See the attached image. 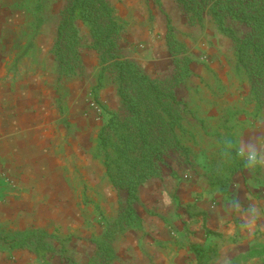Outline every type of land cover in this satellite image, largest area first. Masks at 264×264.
Returning a JSON list of instances; mask_svg holds the SVG:
<instances>
[{"label": "rangeland", "instance_id": "obj_1", "mask_svg": "<svg viewBox=\"0 0 264 264\" xmlns=\"http://www.w3.org/2000/svg\"><path fill=\"white\" fill-rule=\"evenodd\" d=\"M21 1L27 5L29 11L28 29L31 42H41L42 45L44 42H52L48 52H45V47H38L36 65L38 70L51 71L55 76L54 120L63 127L66 134H69L70 139L74 136L80 137L79 146L76 142L70 143L66 152L61 153L71 159L69 162L74 168L73 182L79 181L86 186L84 196L81 198L83 201L81 203L85 206L83 213L86 218L78 231L69 229L66 232L58 227L53 228L49 222L39 225L19 221L0 224V234H7L8 237H19L32 230L45 231L46 235L42 236L43 242L48 244L55 254L45 263L29 248H14L0 240V249L8 253L5 258L0 259V264H14V261L19 259L29 260L31 256L32 264H85L95 253L94 242L104 241L105 233H112L110 243L112 260L108 264H125L126 250L131 249L130 245L126 244L129 239L127 237H136L140 234L144 239L147 235L142 216L145 215L156 221L167 218L157 211H146L139 200L143 186L149 182H157L163 187L174 185L176 187L180 183L194 179L200 184L205 182L209 188L213 186L228 188L235 173L245 167L240 159L226 160L224 156L220 157V154L217 157L214 154L203 153L209 151L212 145L206 142V136L210 135L209 133L213 135L212 131L217 133L218 153L225 151L224 140L230 139L233 126L238 130L239 124L244 122L240 119L241 114L231 109L233 103L236 102L234 105L238 107L239 101L244 107L250 105L252 109L260 112V118H264V111H262L264 98L262 105L257 106L258 101L251 94L249 79L236 69L234 41L217 29L206 12H203L201 21H191L189 14L187 15L175 0H159V3L155 0H106L112 7L114 18L122 26L116 39L118 55L120 58L135 62L150 78L174 79L175 93L186 106L187 123L185 126L187 132L180 139L187 149V154L180 150L170 152L165 157L158 175L148 178L139 186L136 193L137 201L133 206L134 219L128 224L123 221L115 224L114 221L118 220L120 213L126 207V194L123 191L117 192L106 177L101 160L93 156L98 141V131L106 119L103 106L113 110L119 108L115 83L109 78L110 74L105 72L100 86L96 87L95 94L93 93L92 89L97 84V74L100 69L99 57L98 52L91 47L88 27L79 20L76 22L79 36L76 46L79 54V68H76L72 74L60 75L57 59L53 54V43L61 11L68 4V0H13V7L20 6ZM2 17L6 18L5 15ZM244 30V25L236 29L240 36ZM35 50L34 45L27 47L28 52L35 53ZM220 57L224 61L223 64L219 61ZM218 64L223 65L225 69L223 79L218 77V70L221 69ZM198 84H203V87L210 90L213 89V94L209 96L214 99L212 101L223 105L220 114L217 112L207 114L201 108L195 107L197 99L210 102L206 95L197 93L190 95L192 91H196L194 88ZM244 87L248 88L246 97L232 103L233 97H236L237 93L241 94ZM213 120L220 122L218 127L214 128L211 125ZM190 131L198 132L202 136H199L198 140L195 135L193 139H190ZM202 149L204 151L200 152ZM78 156H85L84 164ZM256 170L252 171L253 175L257 172ZM259 172L260 170L257 173ZM0 185L5 184L1 182ZM111 192L116 195V200L111 201L114 196L111 197ZM172 197L173 205L175 209H178L181 206L179 201L176 203L178 197L175 194ZM212 205L214 206L215 202ZM186 209L188 210L187 207ZM145 211L153 214L148 215ZM94 214H96L95 220ZM170 229H173L172 225ZM250 240H244L245 248L240 258L229 264H241L239 262L264 264V248L257 249L258 242ZM219 249L220 247H216L210 254L208 250H202L203 254L199 251L194 252L197 260L195 264H208L209 259L213 263L218 257L216 252H212ZM15 250L22 251L24 255L20 257L17 255L14 258ZM98 261L100 262L99 259Z\"/></svg>", "mask_w": 264, "mask_h": 264}, {"label": "crops", "instance_id": "obj_2", "mask_svg": "<svg viewBox=\"0 0 264 264\" xmlns=\"http://www.w3.org/2000/svg\"><path fill=\"white\" fill-rule=\"evenodd\" d=\"M28 12L23 1L20 6L13 7V0H0V183L5 184L0 185V224L49 222L53 228L64 232L78 231L86 218L85 206L81 203L86 186L79 181L73 182L71 159L61 152H66L70 143L76 142L79 146L80 137L70 139L54 120L55 76L51 71L38 70L36 65L38 47H45L48 52L52 42H44V45L31 42ZM3 15L5 19L1 18ZM29 45L35 46V53L27 51ZM221 58L219 61L223 64ZM218 66L221 68L218 77L223 79L225 69L223 65ZM202 85H196V91L190 95H206L210 102L197 99L195 107L207 114H220L223 105L212 101L209 95L213 94V89ZM247 92L245 88L241 94L237 93L232 103L243 100ZM234 104L236 102L230 104L231 109L241 114L244 122L239 124L238 130L233 126L230 139L236 143L240 137L247 141L251 136H264V118H260V112L250 105L242 106L241 101L239 107ZM219 124L217 120L211 123L214 128ZM212 133L206 136V142L212 143L210 150L200 152L221 157L224 151L218 153V134ZM194 135L197 140L202 136L195 131L189 132L190 139ZM84 157L78 156L82 164ZM255 170L240 169L228 188H209L205 182L200 184L194 179L176 187H163L157 182L145 184L140 190V203L146 211L162 213L170 221L167 218L156 221L143 215L147 235L144 239L140 234L127 237L126 244L131 249L126 250L125 264H195L194 252L203 254L202 250H208L210 254L216 247L220 249L212 253L216 252L218 258L213 263L209 259L208 264H229L240 258L246 239L257 241V249H263L264 167L257 168L258 175H253ZM173 194L178 197L176 203L180 202L178 209L173 205ZM110 195H114L111 201L116 200L115 194L111 192ZM186 207L189 211L193 209L192 212L185 213ZM249 220L252 221L250 225ZM7 254L0 249V259ZM22 254L15 250L14 258ZM32 262L31 256L29 260L19 259L14 264Z\"/></svg>", "mask_w": 264, "mask_h": 264}, {"label": "trees", "instance_id": "obj_3", "mask_svg": "<svg viewBox=\"0 0 264 264\" xmlns=\"http://www.w3.org/2000/svg\"><path fill=\"white\" fill-rule=\"evenodd\" d=\"M175 1L191 21H201L203 12L209 14L217 29L234 41L236 69L249 79L251 94L260 107L264 98V0ZM78 20L88 27L91 47L98 52L100 69L93 93L107 72L119 97L118 109L103 106L106 119L98 131L93 156L101 160L117 192H125L126 207L114 222L128 224L135 216L139 186L158 175L170 152L187 154L180 140L187 132L186 106L175 93L174 79L150 78L135 62L120 58L116 39L122 26L106 0H68L61 11L53 43L60 75L79 68ZM240 25L245 26L241 36L236 31ZM233 151L231 160L239 159ZM44 235L43 230H32L19 237L0 234V240L14 248L27 247L46 263L55 254L43 242ZM104 235V241L94 242L95 253L85 264H108L112 260V233Z\"/></svg>", "mask_w": 264, "mask_h": 264}, {"label": "clouds", "instance_id": "obj_4", "mask_svg": "<svg viewBox=\"0 0 264 264\" xmlns=\"http://www.w3.org/2000/svg\"><path fill=\"white\" fill-rule=\"evenodd\" d=\"M223 156L226 160H230L232 150H235V155L243 163V166L248 170H255L259 167H264V136H251L247 141L242 137L234 143L231 139L224 140ZM235 207L238 208V205ZM249 225L252 223L248 221Z\"/></svg>", "mask_w": 264, "mask_h": 264}]
</instances>
